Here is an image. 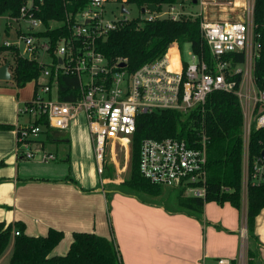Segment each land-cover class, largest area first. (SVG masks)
I'll return each instance as SVG.
<instances>
[{"label": "built area", "instance_id": "1", "mask_svg": "<svg viewBox=\"0 0 264 264\" xmlns=\"http://www.w3.org/2000/svg\"><path fill=\"white\" fill-rule=\"evenodd\" d=\"M42 2L26 0L18 16L0 15L5 21L0 44L8 47L5 54L11 77L16 56L35 59L43 66L42 75L35 81L39 84L37 92L19 109V114H28L30 120L16 125L15 154L18 157L30 160L39 155L43 161L56 159L44 149L39 134L45 128L68 130L70 122L80 117L88 126L91 139H95V156L100 161L107 144L112 150L116 141L129 148L140 112L174 109L187 113L204 104L212 91L232 92L239 100L243 115L241 201L246 204L248 185L264 184V157L261 156L264 143L259 156L253 159L249 156L251 130L264 127V88L258 87L253 73L260 49L253 38L254 0L244 2L241 20L212 21L199 13H190L200 17V32L211 54L210 63L191 50L188 59L183 58L178 47L171 45L160 58L143 63L131 73L125 69L126 64L119 66L126 60L118 59L110 64L96 44L109 30L129 20L121 11L122 5L126 7L124 0H86L75 13L66 12L63 21H49V29L62 26V33L55 37L40 33L47 29L42 19L35 16ZM109 3H116L119 16L106 7ZM213 3L221 9L235 4L232 0ZM143 12L146 15L142 18L146 21L162 17L175 20L181 14H189L180 4L163 7L161 11L145 7ZM170 50L176 55L174 62L169 57ZM236 52L243 53L242 62L226 57ZM6 61H1L0 65ZM61 73L78 79L75 100L59 99L57 79ZM41 116L46 124L34 123ZM206 145L203 131L196 132L191 143L177 137L146 138L139 150L140 174L150 183L205 199ZM13 234L18 235L19 230L14 228ZM0 264H3L1 260ZM202 264L233 263L229 257H217Z\"/></svg>", "mask_w": 264, "mask_h": 264}, {"label": "trees", "instance_id": "2", "mask_svg": "<svg viewBox=\"0 0 264 264\" xmlns=\"http://www.w3.org/2000/svg\"><path fill=\"white\" fill-rule=\"evenodd\" d=\"M26 0H0V15L18 16ZM86 0H43L35 16L42 19L46 30L41 35L58 36L62 26L48 28L50 20L63 21L66 12L75 13L85 5ZM183 0H124L126 5H134L140 11L142 7L155 4L157 10ZM253 38L260 44L255 60L254 77L258 87L264 88V0H254ZM189 44L190 50L207 63L211 61L208 46L201 36L200 17L181 14L178 19L156 18L146 21L142 17L129 19L116 28L109 30L104 38L97 41V48L110 64L124 59L125 69L131 73L145 62L160 58L171 45H176L183 57V45ZM0 44V60L8 58ZM169 55L174 62L175 53ZM233 62H242L243 53H230ZM3 58V60H2ZM184 58V57H183ZM0 61V62H1ZM3 63V62H2ZM186 63L184 62V65ZM43 66L35 59L16 56L13 59L12 81L16 87H22L31 80L36 81L42 75ZM235 79H238V75ZM39 84L35 83V92ZM79 82L76 76L59 74L57 90L59 99L75 100L78 96ZM34 92V93H35ZM28 103V102H26ZM36 124H46L44 116L35 120ZM10 125L0 124V128ZM243 115L237 96L232 92L215 90L208 94L204 104L184 113L174 109H158L136 116L135 130L131 137V167L125 184L135 192L159 195L162 186L150 183L139 171V150L146 138L163 139L177 137L189 143L196 138V132L203 131L207 138V179L205 199L179 194L178 203L183 209L200 214L205 202L219 204L230 203L236 209L241 208V164ZM46 139L50 140L54 130L45 128ZM264 143V127L253 128L249 139V156L253 159L260 155ZM224 188H227L224 189ZM181 192V190H180ZM264 208V184L248 185L246 198V228L249 240H256L254 234L255 218ZM19 230L18 235L13 229ZM63 238V231L49 228L45 235H28L20 222L0 221V258L7 246L11 253L7 264H124L119 246L114 237L107 238L90 231H74L65 254H53V249ZM257 252L248 247L247 264H256Z\"/></svg>", "mask_w": 264, "mask_h": 264}, {"label": "crops", "instance_id": "3", "mask_svg": "<svg viewBox=\"0 0 264 264\" xmlns=\"http://www.w3.org/2000/svg\"><path fill=\"white\" fill-rule=\"evenodd\" d=\"M183 1L180 5L182 10L188 0ZM193 1L190 0V7L199 5L198 12H194L199 13L202 18L220 21L241 20L243 4L246 0H232L235 4L229 9H221L213 5V2L217 0ZM8 82L13 83L12 77L7 81L0 80V124L11 126L0 128V221L20 222L24 225V233L34 236L45 235L49 228L54 227L63 231L68 241L72 240L71 235L74 231H92L107 238L114 237L124 264H194V262L202 264L203 261H207V258H211L207 254L192 256V254L170 249L171 233L165 228L167 219L183 211L191 214L189 209L177 210L163 203L159 207L162 209L160 220L164 226L153 220L137 222L133 217H128L129 219L126 220L125 215H121L116 221V228L107 227L102 196L103 193H107V189L102 187L94 163L87 165L82 160L76 161L74 153L77 148L75 150L74 147L79 144L75 145L70 141L67 132L69 129L54 130L50 140L46 139L44 132L38 136L43 142L44 149L53 153L56 159L60 152L61 159H64L65 163H58L56 159H51L54 160L52 163L34 167L31 163L25 162L27 159L18 157L15 154L16 125L17 123L24 125L30 120L28 114H19V109L33 97L35 84L32 92L27 93L24 92L23 87H16L13 83L16 87L14 89L7 84ZM83 144V142L80 143L81 150L86 149ZM83 184L85 188L82 187ZM131 194H133L131 197L139 201L143 200L140 195L133 192ZM129 203L133 206L139 205L138 201ZM245 209L246 204H243L240 209L235 208L234 214L238 213L240 225H236L235 219L232 226L234 235L230 237L236 244L237 235H239L242 245L246 247V253L243 247L240 261H237L234 244L235 247L217 254L229 257L233 264H242L245 259L247 260V249L250 247L257 252L259 260L264 264V208L255 218L256 240L248 239ZM193 214L195 217L199 215L195 212ZM9 246L11 248V245ZM57 246L53 249V254H65L68 250L67 248L62 253V248L57 249Z\"/></svg>", "mask_w": 264, "mask_h": 264}, {"label": "rangeland", "instance_id": "4", "mask_svg": "<svg viewBox=\"0 0 264 264\" xmlns=\"http://www.w3.org/2000/svg\"><path fill=\"white\" fill-rule=\"evenodd\" d=\"M115 4L116 3H109L106 5V7L110 8V10L112 8L113 12H115V16H119V12L118 9L115 8ZM189 4L190 0L186 2V6L183 5L184 10L189 12L187 15H191L190 13L196 14V12L199 10V5L190 7ZM126 8L128 11L126 13L128 19H134L146 15V13L141 12L134 5L128 4L126 5ZM4 22L2 19H0V31L4 28ZM182 52L183 57L188 59L190 52L189 44L186 43L183 45ZM7 84L13 86L14 89L16 88L13 83L8 82ZM34 84V80L26 82V84L22 86L24 92L31 93L32 88L34 89ZM79 118L80 117H76L70 122V127L67 131L68 137L75 145H77V143L79 144L78 146L74 145L75 150L77 148V151L74 153V155L76 154V161L79 162V160H82L87 165H89V163L93 165L94 163L99 181L102 187L107 189V193L102 194L105 205V222L107 227L116 228V221L121 215H125L124 217H126V220L129 219L128 217L135 218L137 222L138 220L140 222L153 220L155 223L164 226V223L160 220L162 209H160L159 206L165 203L170 208L180 210L181 206L178 203L177 197L179 194L184 195V193L180 192V190L177 188L163 187L159 195H151L147 193L135 192L125 184H122V182L128 179L130 175L131 144L129 145V148H126L120 142L116 141L113 146V150L112 148H109L107 144L105 147V153L102 156V160L98 161L94 151L95 139H91L87 128L88 126L86 123H84L82 118H80L81 121H79ZM15 120L17 122V113ZM81 142L84 143L83 146L86 148L85 150H81ZM39 157L40 156L37 155L35 158L26 160L25 162L28 164L31 163V165L34 167H39L42 164H46L48 162L52 163V161H54H43L39 159ZM56 161H58V163H65L64 159H61L60 152L58 153V158ZM99 168L101 169L100 171ZM84 185L85 184H83L82 187L85 188ZM132 192L140 195L143 200L140 199L139 201L137 198L131 197V195H133L131 194ZM128 201L132 203L133 201H138L139 205L133 206ZM243 204L244 203L241 201V206H243ZM190 212L191 214H188L183 211L178 213L179 215L171 216V218L167 219V227L165 226V228L169 231V233H171L169 244L170 249L172 248L173 251L185 252L188 253V255L192 254V256H201L202 254H207L210 255L212 259L207 258L206 262H210L217 257L223 256L222 254L217 253H224V250L234 246L235 242L230 237L231 235H234L232 226L235 219L237 220L236 225H240V221L238 219V213L234 214V212H236L235 208L230 203L225 202L223 204H219L215 201H207L205 202L198 216H194V211L191 210ZM70 241H68V238L63 235V238L59 242L57 249L62 248V253L65 252ZM242 244L243 243L241 242L239 235H237V241L235 244L237 261H240L239 259L241 251L244 247ZM243 250L246 253V247H244ZM10 251V246H7L2 257L0 258V260L2 259L3 264L8 263ZM210 252H214V254H209ZM195 263L196 262H194V264ZM242 264H247L246 259L242 262Z\"/></svg>", "mask_w": 264, "mask_h": 264}, {"label": "water", "instance_id": "5", "mask_svg": "<svg viewBox=\"0 0 264 264\" xmlns=\"http://www.w3.org/2000/svg\"><path fill=\"white\" fill-rule=\"evenodd\" d=\"M196 0H194L193 2H195ZM148 9L151 10V11H156L158 8L155 4H150L148 6ZM121 11L124 12V13H127V8L122 5L121 6ZM145 11V7H142L141 8V12ZM119 66L120 67H124L125 66V63L124 62H121L119 63ZM11 78V73L9 71V61H6L5 63H3L2 65H0V80H10ZM261 156L264 157V150L261 152ZM256 264H262V262L260 260H257L256 261Z\"/></svg>", "mask_w": 264, "mask_h": 264}, {"label": "bare ground", "instance_id": "6", "mask_svg": "<svg viewBox=\"0 0 264 264\" xmlns=\"http://www.w3.org/2000/svg\"><path fill=\"white\" fill-rule=\"evenodd\" d=\"M169 57H170L171 61H173V59H172V57L170 55H169Z\"/></svg>", "mask_w": 264, "mask_h": 264}]
</instances>
